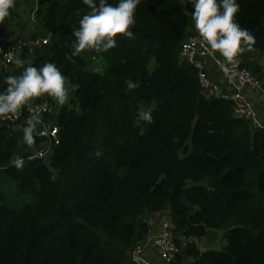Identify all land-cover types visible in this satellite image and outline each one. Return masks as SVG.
Returning <instances> with one entry per match:
<instances>
[{
	"label": "trees",
	"instance_id": "trees-1",
	"mask_svg": "<svg viewBox=\"0 0 264 264\" xmlns=\"http://www.w3.org/2000/svg\"><path fill=\"white\" fill-rule=\"evenodd\" d=\"M237 2V22L256 38L237 68L264 82V0ZM23 3L24 13L35 5L38 34L49 37L21 60L55 63L71 91L53 115L60 141L46 161L8 164L32 147L22 127L0 122V264H133L146 218L162 211L177 248L168 264H264V128L234 115L223 97L203 94L198 70L179 58L195 28L192 3L141 0L134 39L117 36L108 52L75 58L72 33L89 12L82 0ZM10 16L27 27L28 19ZM92 56L101 71L86 67ZM21 71L1 68L0 92ZM126 78L140 87L128 92ZM141 109L153 123L138 119ZM209 229L222 230V250L195 245Z\"/></svg>",
	"mask_w": 264,
	"mask_h": 264
},
{
	"label": "clouds",
	"instance_id": "clouds-1",
	"mask_svg": "<svg viewBox=\"0 0 264 264\" xmlns=\"http://www.w3.org/2000/svg\"><path fill=\"white\" fill-rule=\"evenodd\" d=\"M192 3V20L195 29L207 49L219 53L223 58L217 61L220 70L228 79L237 75L240 64L239 57L246 51H252L256 44L255 36L242 28L236 20L240 12L237 0H187ZM89 12L79 20V26L73 30L75 37L71 47L72 57H78L82 52L95 51L106 53L117 46L116 37L124 36L134 39L131 29L136 23L135 13L141 0H118L116 5L108 0H82ZM185 0H181L184 4ZM16 6V0H0V25L11 15ZM21 68L19 75H9L5 78L6 88L0 92V119L19 118L23 109L33 100L47 95L59 106L69 102V80L55 63L46 62L40 67L29 64L21 59L14 60ZM126 90L132 92L140 87L139 82L126 78ZM78 86H73L75 92ZM138 119L148 124L153 123L151 110H139ZM43 121L39 112L32 113L23 127V142L28 147H34L37 127ZM99 157L101 152L94 153ZM12 165L20 170L24 167V159L16 156Z\"/></svg>",
	"mask_w": 264,
	"mask_h": 264
},
{
	"label": "built area",
	"instance_id": "built-area-1",
	"mask_svg": "<svg viewBox=\"0 0 264 264\" xmlns=\"http://www.w3.org/2000/svg\"><path fill=\"white\" fill-rule=\"evenodd\" d=\"M35 5L26 9L25 15L28 21H33ZM16 30V27H15ZM48 34L39 35L33 33L27 29L17 28L14 34L9 35L4 27V23L0 25V63L3 65L1 68H7L15 66L14 60L21 59L23 54L31 53L33 49L39 48L48 42ZM178 56L181 60L193 65L197 70V83L200 91L203 94L208 93V89H214L208 80L206 74L202 69V60L205 58H211L214 63H217L219 59L215 53H212L207 49V45L202 41L195 28L190 30L184 40L181 42L178 50ZM93 63L96 60L93 56L89 59ZM237 75L234 77V91L228 95L222 97L230 102L231 110L234 115L244 117L249 120L254 128H264V125L259 123L254 117V109L250 103H248L241 93L244 87L258 88L260 87V81L247 69L237 68ZM223 77L228 81L224 73ZM69 91L71 87L68 85ZM60 106L47 95L33 100L23 110L26 112L21 113L19 118L0 119V122L8 123L12 129L24 127L27 118L34 112H39L43 124L37 127V132L34 133L35 137L39 139L37 145L28 150L25 154L21 155L24 162H28L34 159H40L46 161L53 148L59 144L58 126L54 122L53 115L57 112ZM24 113V115H23ZM20 119L21 122H16ZM16 157L11 158L8 164H12V161ZM154 215V214H153ZM152 216V215H150ZM149 216V217H150ZM160 220L156 227H152V220L146 219L149 224V231L143 241L133 245L130 251V260L133 264H153L149 255L148 246H150L157 257V261L160 264H168V261L177 251L175 243L173 241V235L171 233V225L168 218V213L160 216Z\"/></svg>",
	"mask_w": 264,
	"mask_h": 264
},
{
	"label": "crops",
	"instance_id": "crops-1",
	"mask_svg": "<svg viewBox=\"0 0 264 264\" xmlns=\"http://www.w3.org/2000/svg\"><path fill=\"white\" fill-rule=\"evenodd\" d=\"M23 0H16V6L11 10L15 17L18 19L19 22L26 24V15L24 13V6H23ZM4 27L6 32L11 35L16 32L17 28H21V26L17 25L16 22L11 19V16L5 20ZM16 27V30H15ZM25 29H27L26 26H24ZM28 30V29H27ZM216 57L220 60L223 58L220 56L219 53H215ZM102 62V61H101ZM202 69L206 74V79L210 83L211 86H214L215 88L208 89L207 95L211 96H219L222 97L223 95H228L231 92L234 91V78H232V81H228L223 77V72L220 70L219 66L214 63V61L211 58H205L202 61ZM260 87L258 88H249L244 87L241 90L242 95L244 96L245 100L250 103L254 109V117L257 119V121L264 125V82H260ZM156 216L155 221L152 222V227H156L158 224V221L160 220V216L162 215L161 212L154 214ZM219 237V235H218ZM222 235H220V238L217 239V236H215L214 241L216 242L217 247H220L223 245L222 243ZM221 239V240H220ZM219 240V241H218ZM197 241V239H196ZM200 250L205 249L203 245L198 246ZM198 248V249H199ZM208 249V248H207ZM149 255L151 258V262L153 264H160L157 261V257L155 256L154 250L148 246Z\"/></svg>",
	"mask_w": 264,
	"mask_h": 264
},
{
	"label": "rangeland",
	"instance_id": "rangeland-1",
	"mask_svg": "<svg viewBox=\"0 0 264 264\" xmlns=\"http://www.w3.org/2000/svg\"><path fill=\"white\" fill-rule=\"evenodd\" d=\"M27 29H28V31L33 32V33H40V31L37 28V24H36V22H34V20L33 21H28V23H27ZM2 66L3 65L0 63V67H2ZM86 67L89 68V69L92 68L94 70H100L101 71L102 70V62L99 59L96 60V62H94V63L90 60V62H88L86 64ZM28 200H30V197L25 196V197L21 198L20 203L23 202V201H28ZM161 214H162L161 216L163 217V214H167V212L166 211H162ZM147 218L148 219H151L152 222H154L156 216L155 215H152L150 217L148 216ZM222 233H223L222 230H212V229H209L205 233V235H203L202 237L193 238L192 240L194 241V243H195V245L197 247L203 245V246H205L204 247L205 249L210 248V249H214V250H222L223 247H224V239H222L223 237L221 238L223 245H221L220 247H217L216 242L214 241L215 236H217V239H219L220 238V235H222ZM218 235H219V237H218ZM196 239H197V241H196Z\"/></svg>",
	"mask_w": 264,
	"mask_h": 264
}]
</instances>
